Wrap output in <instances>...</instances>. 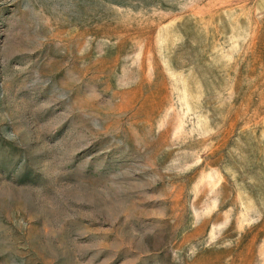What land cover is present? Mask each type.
<instances>
[{
  "label": "rangeland",
  "instance_id": "obj_1",
  "mask_svg": "<svg viewBox=\"0 0 264 264\" xmlns=\"http://www.w3.org/2000/svg\"><path fill=\"white\" fill-rule=\"evenodd\" d=\"M0 264H264V0H0Z\"/></svg>",
  "mask_w": 264,
  "mask_h": 264
}]
</instances>
